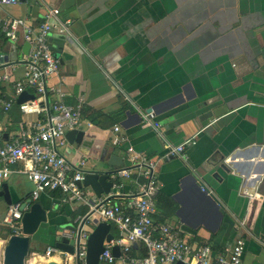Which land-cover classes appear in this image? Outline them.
<instances>
[{"label":"crops","instance_id":"crops-1","mask_svg":"<svg viewBox=\"0 0 264 264\" xmlns=\"http://www.w3.org/2000/svg\"><path fill=\"white\" fill-rule=\"evenodd\" d=\"M53 8L59 11L50 22L68 27L60 45L51 42L60 74L50 82L64 102L81 103L88 122L77 129L81 140L62 147L65 157L85 158V170L95 171L108 168L111 155L123 160L119 168L132 154L153 159L160 184L154 220L178 225L191 242L208 243L215 252L242 237L240 264H264V0H20L0 3V18L40 23ZM0 41L8 56L0 72L9 71L24 41L21 33L14 43L1 32ZM21 73L17 64L15 75ZM1 86L11 92L10 84ZM148 108L161 129L141 120L139 109ZM35 117L22 115L16 104L5 114L0 105L5 137ZM116 136L123 141L114 143ZM186 139L194 143L185 145L184 157H162L164 141ZM23 166L17 162L3 181L11 203L31 199L47 212L31 235L26 263L77 264L71 254L45 251L68 226L77 228L87 204L64 201L59 190L32 199ZM140 171L113 181V200L140 189ZM197 182L216 204L197 194ZM7 205L0 196V263L11 235L1 223Z\"/></svg>","mask_w":264,"mask_h":264},{"label":"built area","instance_id":"built-area-1","mask_svg":"<svg viewBox=\"0 0 264 264\" xmlns=\"http://www.w3.org/2000/svg\"><path fill=\"white\" fill-rule=\"evenodd\" d=\"M19 1L0 0V3L15 4ZM58 11L57 8L49 10L40 23H33L27 17L0 18V32L7 40L16 43L21 33L23 41L28 43L27 52H21L19 60L9 64L11 70L0 72L1 109L8 114L16 104L22 115H36L25 122L26 127L9 133L7 137L0 123V185L9 177L13 166L21 161L24 163L21 171L33 184L32 199H37L46 190H59L64 201L87 204L88 214L77 226L82 222L77 235V250L71 254L77 264H86V242L92 230L87 222L92 223L94 218L112 224L118 233L104 244L99 264H176L179 261L182 264H240L244 238L238 237L231 247L215 252L208 243L191 242L178 225L153 219L160 189L154 175L153 159L132 154L129 165L110 175L113 180L128 178L135 169H140L143 182L137 192H127L118 201L112 199L114 194L111 191L104 195L89 194L90 186L83 183L85 158L68 160L62 151L67 143L66 132L80 129L88 122L83 119L81 103L64 102L60 87L50 82L51 77L59 76L60 64L53 54L49 37L54 32H66L68 27L66 23L50 22L49 19ZM17 64L22 66L19 76L15 75ZM3 83L11 85L9 94L1 90ZM23 91L33 94V98L18 104L16 98ZM139 113L141 120L161 129L152 109H139ZM113 129L119 131L120 126L115 125ZM122 141V137L113 139L117 144ZM188 143H194V140L186 139L178 144L164 141L162 157H184V147ZM127 150L130 153L133 148ZM22 213L20 203L6 206L1 223L10 234L21 233ZM114 244L119 246L117 257L112 253ZM56 252L62 251L49 246L45 254Z\"/></svg>","mask_w":264,"mask_h":264},{"label":"water","instance_id":"water-1","mask_svg":"<svg viewBox=\"0 0 264 264\" xmlns=\"http://www.w3.org/2000/svg\"><path fill=\"white\" fill-rule=\"evenodd\" d=\"M65 34L62 32H54L50 37V42H56L58 45L62 43V40L65 39ZM23 52H27L28 43L24 42L22 46ZM53 49V54L58 57V52L56 49ZM5 54L2 51V45L0 41V62L4 59L7 60ZM33 94L23 91L20 93L16 102L19 104L27 99H32ZM148 108L147 110H151ZM68 141L75 139L79 141L82 139L83 131L72 129L66 132L65 134ZM123 164V160L120 157L115 155L110 156V160L107 162L106 169L102 170H85L83 183L89 185L96 195H101L102 193L106 194L110 192L113 186V179L110 178V175L116 173L119 169L118 165ZM197 187L199 189L197 194H200L201 197L206 200H210L216 204L215 197L212 194H208V188L201 182H197ZM191 192L196 194L195 189H192ZM0 196L6 201V203H11L10 194L5 182H2L0 186ZM20 209L22 210L21 217V233L20 234H11L3 249L2 264H27L25 259L30 249V240L31 235L36 232L41 223L47 220V212L40 203L28 199L26 202L20 204ZM86 217V216H85ZM94 226L89 232L87 237V250L85 262L86 264H99V255L103 251L104 244L109 243L113 238V234L110 232L111 225L108 222L99 221L97 218L93 219ZM82 225L76 229L74 226H68L64 234L55 242V246L63 252L68 254L74 253L77 250V235L78 231ZM67 233V234H66ZM112 253L117 257L119 255V246L114 244L112 246ZM41 264H58L57 262H46ZM112 264V263H107ZM176 264H182L180 261Z\"/></svg>","mask_w":264,"mask_h":264},{"label":"rangeland","instance_id":"rangeland-1","mask_svg":"<svg viewBox=\"0 0 264 264\" xmlns=\"http://www.w3.org/2000/svg\"><path fill=\"white\" fill-rule=\"evenodd\" d=\"M15 52H16V50H15ZM15 52H14V53H15ZM12 53H13V52H12ZM1 71H2V70H1ZM0 264H2V260H1V263H0Z\"/></svg>","mask_w":264,"mask_h":264},{"label":"trees","instance_id":"trees-1","mask_svg":"<svg viewBox=\"0 0 264 264\" xmlns=\"http://www.w3.org/2000/svg\"><path fill=\"white\" fill-rule=\"evenodd\" d=\"M18 108V107H17Z\"/></svg>","mask_w":264,"mask_h":264}]
</instances>
